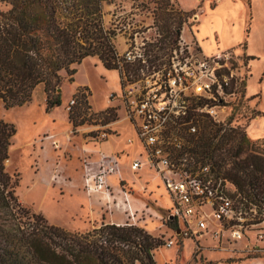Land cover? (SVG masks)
<instances>
[{"label": "rangeland", "instance_id": "1", "mask_svg": "<svg viewBox=\"0 0 264 264\" xmlns=\"http://www.w3.org/2000/svg\"><path fill=\"white\" fill-rule=\"evenodd\" d=\"M246 5L244 0H114L105 5V27L116 33L113 44L119 61L117 69H105L97 57L86 58L76 67L73 82L63 84L61 106L47 114L41 90L23 107L5 109L0 101V120L14 126L16 131L5 168L10 176L18 179L15 195L20 204L30 213L42 216L48 224L71 233L84 234L101 224H132L115 205L108 204L99 195H86L83 186L86 162H96L101 154H114L122 164L124 181L119 184L115 177L111 178L113 195L118 198L120 185L129 190L138 209L131 226L163 242L154 252L155 264H218L217 261L222 264H264V244L258 241L259 232L264 233V204L255 208L251 206L255 203L252 202L245 204L244 209H237L239 196L234 194L232 187H223L225 195L235 205V212L242 214L241 224L249 232L247 241L238 246L245 248L243 253L230 260L223 254L211 258L195 256L190 241L182 240L178 247L166 248L167 241L173 239L167 220L170 207L167 194L153 171L143 169L135 175L129 171L130 161L141 150L127 144L132 131L118 97L120 85L126 82L152 88L161 83L166 71L172 68V60L176 63V58L182 57L184 44L207 57L226 55L221 63H226L241 79L235 97L216 110V114H209L195 100H188L184 107L197 115L207 114L215 123L240 127L253 150L264 156V137L254 139L249 131V120L259 113L245 99L249 67L248 59L243 56L244 45L207 55L199 43L209 51L234 43V39L241 36L246 21ZM8 8V4L0 0V10ZM187 53L188 50L183 52L184 55ZM128 54L135 58L133 63L124 60ZM122 65L137 69L135 75L124 72ZM256 70L260 68L256 66ZM222 73L228 74L227 69ZM83 89H87L90 107L87 117L113 109L116 120L103 126L101 119L95 118L73 129L68 114L75 104L74 95ZM112 93L114 99L108 100ZM182 116L176 121H182ZM201 120L208 119L201 117ZM93 170H96L95 165ZM255 212L256 218L253 217ZM249 249L252 250L248 252Z\"/></svg>", "mask_w": 264, "mask_h": 264}, {"label": "trees", "instance_id": "2", "mask_svg": "<svg viewBox=\"0 0 264 264\" xmlns=\"http://www.w3.org/2000/svg\"><path fill=\"white\" fill-rule=\"evenodd\" d=\"M2 1L9 6L0 10V101L5 109L29 104L38 90L46 114L60 107L63 84L73 82L86 58L97 57L107 70L118 68L116 33L103 18V7L114 0ZM122 66L135 75L137 69ZM86 92L74 95L68 114L72 128L95 118L103 126L114 122L113 109L87 117ZM187 121L197 127L193 135L182 129L189 158L209 166L214 180L230 181L241 196L264 204V156L253 150L245 132L192 111ZM15 133L14 126L0 120V264H155L154 252L163 242L136 226L101 224L84 234L71 233L25 209L15 195L18 179L5 168Z\"/></svg>", "mask_w": 264, "mask_h": 264}, {"label": "built area", "instance_id": "3", "mask_svg": "<svg viewBox=\"0 0 264 264\" xmlns=\"http://www.w3.org/2000/svg\"><path fill=\"white\" fill-rule=\"evenodd\" d=\"M181 49L182 57L176 58V63L172 60V68L166 71L164 80L153 88L136 82L120 85L118 97L132 131L127 144L141 150L130 161L128 169L133 175L143 169L153 171L164 186L170 205L167 220L175 224L173 239L167 241L166 248L178 247L179 240L190 241L195 256L211 258L223 254L230 260L243 253L245 248L238 246L247 241L249 232L241 224L242 214L235 212L236 207L226 197L223 187H232L239 196L237 209H244L245 204L252 202L241 196L230 181L214 180L209 166L189 158L182 129L186 128L190 135L197 131L187 121L191 110L184 106L188 100H195L201 103L200 108L216 114V110L235 97L241 79L226 63H221L226 55L207 57L185 44ZM185 50L188 53L184 55ZM124 60L133 63L135 58L128 54ZM224 69L228 74L222 73ZM114 97L112 93L108 100ZM180 116L183 120L176 121ZM121 165L114 154H101L96 162H86L83 186L86 195H99L117 210L121 209L132 222L127 225L131 226L138 209L130 191L120 185L118 198L112 191L111 178L115 177L119 184L124 181ZM251 206L258 207L256 203ZM253 217L256 218V212ZM258 238L264 244L263 232H259Z\"/></svg>", "mask_w": 264, "mask_h": 264}, {"label": "crops", "instance_id": "4", "mask_svg": "<svg viewBox=\"0 0 264 264\" xmlns=\"http://www.w3.org/2000/svg\"><path fill=\"white\" fill-rule=\"evenodd\" d=\"M244 1L247 3L245 10L246 21L243 23L241 36L236 37L234 43L232 42L221 49L217 48L209 51L204 49L199 39L197 40L207 55L235 50L244 45L243 56L248 59L249 67L245 80V99L259 113L249 120L251 121L249 131L254 139H259L264 137V2L261 3V0ZM256 66L260 68L259 71H255ZM254 101L256 103H253Z\"/></svg>", "mask_w": 264, "mask_h": 264}]
</instances>
